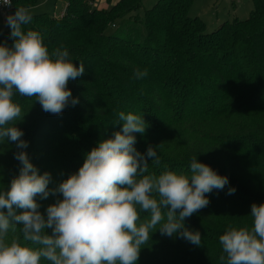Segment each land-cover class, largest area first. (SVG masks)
<instances>
[{"label":"trees","instance_id":"1","mask_svg":"<svg viewBox=\"0 0 264 264\" xmlns=\"http://www.w3.org/2000/svg\"><path fill=\"white\" fill-rule=\"evenodd\" d=\"M93 1L68 0L60 17L32 14L24 26L39 31L49 51L63 46L74 64H84L67 84L78 103L59 115L43 111L35 97L14 93L25 113L16 126L28 142L27 156L40 173L50 174L48 187L54 188L98 141L122 128L118 112L143 115L146 129L135 134V147L145 153L157 145L160 163L148 159L150 171L187 172L197 155L227 175L228 184L185 218L187 228L200 232V246L157 229L137 264H220L219 236L229 225L251 227L252 203L264 202V0H252L246 19L224 21L211 32L188 14L193 0H157L143 15V0H117L107 8H95ZM36 2L13 0L4 15ZM13 39L4 23L0 42L10 46ZM137 69L147 75L136 79ZM17 150L13 142L0 145L4 189L19 172ZM230 186L235 192L228 195ZM55 198L36 197L40 211ZM15 236L19 228L9 233V239Z\"/></svg>","mask_w":264,"mask_h":264},{"label":"clouds","instance_id":"2","mask_svg":"<svg viewBox=\"0 0 264 264\" xmlns=\"http://www.w3.org/2000/svg\"><path fill=\"white\" fill-rule=\"evenodd\" d=\"M12 4L0 0V6ZM31 20L30 8L15 5L5 17L13 42H0V145L13 142L21 165L8 187H0V264H137L157 229L200 246V232L187 228L185 218L206 207L207 194L223 190L228 177L197 155L187 172L150 171L148 159L160 160L157 145L145 153L135 147V134L146 129L141 114L118 112L122 128L98 141L77 171L48 187L50 174L40 173L25 151L28 142L16 126L25 113L13 96L35 97L43 111L59 115L78 103L67 84L84 64H74L63 46L49 51L39 31L24 27ZM146 75V69L134 73L136 79ZM234 192L230 186L227 194ZM49 195L56 198L42 213L36 197ZM250 216L251 227L229 225L219 236L220 264H264V202L252 203ZM17 228L19 236L9 239Z\"/></svg>","mask_w":264,"mask_h":264},{"label":"rangeland","instance_id":"3","mask_svg":"<svg viewBox=\"0 0 264 264\" xmlns=\"http://www.w3.org/2000/svg\"><path fill=\"white\" fill-rule=\"evenodd\" d=\"M42 2L43 0H37ZM65 1V2H64ZM68 0H49L44 3L45 13L48 15H56L60 17L61 9L66 5ZM157 0H143L142 7L138 11L139 15H143L144 10L150 9ZM113 5L112 0H94L95 8H107ZM252 0H193L190 5L188 14L191 17H199L205 24L207 32L215 30L222 22L231 21L233 18L246 19L252 11ZM38 11V10H35ZM5 12L0 11V33L4 28L3 18ZM31 13H35L32 12Z\"/></svg>","mask_w":264,"mask_h":264},{"label":"crops","instance_id":"4","mask_svg":"<svg viewBox=\"0 0 264 264\" xmlns=\"http://www.w3.org/2000/svg\"><path fill=\"white\" fill-rule=\"evenodd\" d=\"M48 1H49V0H43L42 2H39V3H37V2H38V1H37L36 4H35L33 7H30V10H31L32 12H35V13H31V14L45 13V9H46L47 7L44 6V3L48 2ZM116 1H117V0H112L113 4H114ZM64 2H65V1H64ZM65 6H66V5H64V7H62L63 9H61V10H62L61 13L63 12ZM35 10H38V11H35ZM53 16H56V15L53 14ZM2 18H3V26H4V23H5V15H3Z\"/></svg>","mask_w":264,"mask_h":264},{"label":"built area","instance_id":"5","mask_svg":"<svg viewBox=\"0 0 264 264\" xmlns=\"http://www.w3.org/2000/svg\"><path fill=\"white\" fill-rule=\"evenodd\" d=\"M10 7H11V6H9V7H3V6H0V11L6 13V12L9 10ZM5 13H4V14H5Z\"/></svg>","mask_w":264,"mask_h":264}]
</instances>
